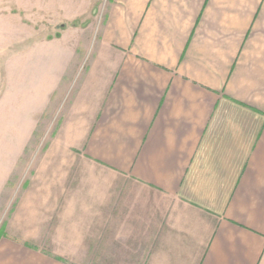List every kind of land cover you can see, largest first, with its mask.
<instances>
[{
    "label": "crops",
    "instance_id": "0c3cea01",
    "mask_svg": "<svg viewBox=\"0 0 264 264\" xmlns=\"http://www.w3.org/2000/svg\"><path fill=\"white\" fill-rule=\"evenodd\" d=\"M93 5L0 0V121L24 128L17 158L55 105L50 156L101 170L83 206L116 264H264V0H106L100 24L84 21ZM45 14L70 24L44 41ZM44 44L49 77L11 74ZM22 238L0 236V264H71Z\"/></svg>",
    "mask_w": 264,
    "mask_h": 264
},
{
    "label": "rangeland",
    "instance_id": "374dc122",
    "mask_svg": "<svg viewBox=\"0 0 264 264\" xmlns=\"http://www.w3.org/2000/svg\"><path fill=\"white\" fill-rule=\"evenodd\" d=\"M93 1L94 8L92 7L90 15L84 21L94 20L100 24L104 14L100 15L98 10L106 0ZM42 22L44 41L60 36L63 29L70 24V21L56 20L47 14L43 15ZM95 34L90 33V38L93 39ZM47 48L45 44L41 48H33L32 52L36 51V56L27 60V63L24 55L20 61L17 59L19 65L11 66V74L24 78L28 76L31 82L34 81L36 73L40 79L49 77V65L45 64L49 53ZM12 50L15 53L20 48ZM41 51L44 62L36 69L33 65L36 58H41ZM25 63L32 65L30 70ZM85 65L80 69L79 76L83 74ZM66 89V86L60 89V94H64ZM62 104L59 105V110ZM54 107L50 106L44 113L26 149L21 151L20 158H17L20 151L19 137L22 138L24 128L19 126L18 117L15 116L17 113L11 115V118L9 114L7 119L11 121L10 124L0 121V170L3 167L12 168L9 183L0 192V236L10 234L17 238L24 237L25 239L18 240L71 264H116L114 240L100 239L101 228L105 225H100L90 208L84 207L98 199L95 191L97 188L94 187L99 183L101 170L92 165L88 166L77 154L76 158L67 157L63 162L56 161V155L53 159L50 156L52 139L54 140L58 131V113H52ZM60 155L62 156L58 154L57 158ZM52 167L58 168L57 174L53 176L49 175ZM42 168V177H36ZM34 184H41L42 192H35ZM83 195L87 197L86 201H83ZM39 198L42 199V207L38 208L36 205L40 204ZM109 226L113 230V225L108 224V229Z\"/></svg>",
    "mask_w": 264,
    "mask_h": 264
}]
</instances>
